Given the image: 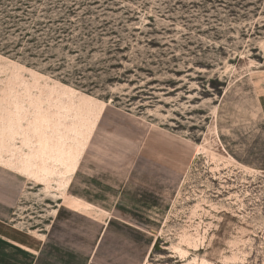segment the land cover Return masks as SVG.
I'll list each match as a JSON object with an SVG mask.
<instances>
[{
	"label": "rangeland",
	"instance_id": "rangeland-1",
	"mask_svg": "<svg viewBox=\"0 0 264 264\" xmlns=\"http://www.w3.org/2000/svg\"><path fill=\"white\" fill-rule=\"evenodd\" d=\"M187 263L264 264V0H0V264Z\"/></svg>",
	"mask_w": 264,
	"mask_h": 264
},
{
	"label": "bare ground",
	"instance_id": "bare-ground-1",
	"mask_svg": "<svg viewBox=\"0 0 264 264\" xmlns=\"http://www.w3.org/2000/svg\"><path fill=\"white\" fill-rule=\"evenodd\" d=\"M211 151V150H210ZM216 154V152H210V154L212 155V156H214L215 154ZM219 155H221V154H219ZM217 156V155H216ZM222 156V155H221ZM219 158H220V156H218ZM224 157V156H223ZM215 159L217 158V157H214ZM225 160V159H224ZM223 160V161H224ZM213 161V160H212ZM215 161H219V160H215ZM232 161V160H231ZM230 161V162H231ZM226 162V161H225ZM228 162V161H227ZM221 163V162H220ZM223 163V162H222ZM242 168H244V166L242 167ZM248 170H249V168H248ZM253 170V169H252ZM62 196V195H61ZM66 198V197H65ZM65 203H66V201H65ZM70 205H72V206H74V207H81V206H83V204H81L78 200H73V199H71V200H69V202H68ZM88 205V204H87ZM90 206V205H89ZM92 206V205H91ZM58 209V208H57ZM188 242V244H190V245H193L195 248H197L198 246L196 245V242H191V241H187ZM173 249H174V251H176L177 253H179L180 254V256L182 257V258H186V256H187V254H189L188 253V250L185 248V247H183L182 245H179V244H177V245H174L173 246ZM199 259V255L198 254H195L194 255V258L192 259V260H194V261H196V260H198ZM203 261V260H202ZM205 262V261H204ZM187 264H189V263H187Z\"/></svg>",
	"mask_w": 264,
	"mask_h": 264
}]
</instances>
